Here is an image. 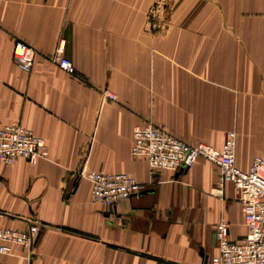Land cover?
<instances>
[{"label": "crops", "instance_id": "crops-1", "mask_svg": "<svg viewBox=\"0 0 264 264\" xmlns=\"http://www.w3.org/2000/svg\"><path fill=\"white\" fill-rule=\"evenodd\" d=\"M153 2L0 0V127L20 124L49 153L0 162V227L39 229L30 251L1 264H207L219 221L230 241L245 238L234 185L211 194L215 166L199 158L150 175L130 147L151 122L215 148L235 130L242 170L264 158V0H170L168 16L151 17ZM59 40L74 74L52 62ZM17 41L35 50L29 72L12 59ZM83 164L145 189L108 209L76 179Z\"/></svg>", "mask_w": 264, "mask_h": 264}, {"label": "built area", "instance_id": "built-area-1", "mask_svg": "<svg viewBox=\"0 0 264 264\" xmlns=\"http://www.w3.org/2000/svg\"><path fill=\"white\" fill-rule=\"evenodd\" d=\"M65 42L59 40L52 62L68 74H74L73 63L63 56ZM35 50L28 44L17 41L12 50V59L18 68L29 72L34 64ZM104 97L115 100L109 91ZM236 132L226 133L220 148L197 143L190 145L180 141L151 122L136 126L132 132L130 155L146 161L149 174L162 171L178 173L189 169L202 158L219 170V177L211 194L222 196L225 183L234 185L242 204L245 238L240 242L229 239V224L221 220L215 227L218 253L207 264H264V158L254 157L247 170L235 163ZM44 140L31 130L17 123L0 127V162L11 165L18 159L36 164L48 158ZM76 179L90 184L91 198L108 209L118 202L140 195L145 186L126 174H104L91 171L83 164ZM36 225L24 231L0 227V257L12 256L15 250H31L37 241ZM1 264V263H0Z\"/></svg>", "mask_w": 264, "mask_h": 264}, {"label": "rangeland", "instance_id": "rangeland-1", "mask_svg": "<svg viewBox=\"0 0 264 264\" xmlns=\"http://www.w3.org/2000/svg\"><path fill=\"white\" fill-rule=\"evenodd\" d=\"M170 0H154L149 9V16L156 17L158 15L168 16L170 11Z\"/></svg>", "mask_w": 264, "mask_h": 264}]
</instances>
